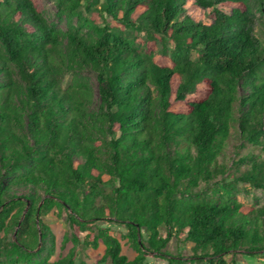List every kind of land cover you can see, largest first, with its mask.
<instances>
[{
	"label": "trees",
	"instance_id": "16d2710c",
	"mask_svg": "<svg viewBox=\"0 0 264 264\" xmlns=\"http://www.w3.org/2000/svg\"><path fill=\"white\" fill-rule=\"evenodd\" d=\"M54 1L62 14L84 1L94 36L48 25L33 0H0V264H87L79 248L99 243L100 264L264 259V206L236 197L264 192V0H193L207 23L187 0ZM52 209L71 247L32 262L39 238L53 253ZM102 224L126 229L133 259ZM180 237L189 258L166 250Z\"/></svg>",
	"mask_w": 264,
	"mask_h": 264
},
{
	"label": "rangeland",
	"instance_id": "374dc122",
	"mask_svg": "<svg viewBox=\"0 0 264 264\" xmlns=\"http://www.w3.org/2000/svg\"><path fill=\"white\" fill-rule=\"evenodd\" d=\"M249 4L253 11H255L257 7V0H248ZM35 3L37 11L42 15L45 19L46 23L57 30L61 31L62 33L67 32L70 28L77 31L78 34L82 37H93V31L90 28V19L91 14L85 11L84 1H80V8L79 11L75 14H68L69 12L66 11L65 13H59L58 5L54 0H33ZM101 2L97 5L100 8ZM185 14L192 18L196 22H203L207 23V19L205 17V11L200 9L193 0H187L184 6ZM97 15V14H96ZM97 20L100 23L99 26H102L103 17L101 14L97 15ZM134 36V35H133ZM145 40V36L143 33L136 34V42H143ZM65 47V46H64ZM171 49V46H168ZM159 49V47L157 48ZM196 55L192 56V59H195ZM86 83L89 84L91 89L93 90V101L90 106V110L96 109L97 104L99 101L98 93H97V82L94 72L91 69H85L80 71L79 73ZM76 75L75 72H66L62 77L61 86L63 89H66L70 83L71 79ZM17 82L18 79L15 78ZM21 85V83H20ZM27 120L24 121V128L23 131L27 132L26 126ZM234 146H228L226 150V158L224 162L229 161L234 156ZM254 151L253 148L247 147L240 150L241 155H245L248 152ZM4 181L7 182L10 178L13 177V173H2L1 174ZM228 182V181H227ZM105 191H109V188L106 187ZM237 200L246 205V206H264V192L256 191L251 189L248 185H238L237 193H236ZM43 223L49 228L51 234L54 237V245H53V253L48 255L49 252V243L47 241H43L39 238L37 248L35 249L34 253L36 254L32 260V262L40 263L43 261H47L48 263H53L57 261L59 258H62L66 255L67 251L71 247V244L63 243V239L65 234H67V227L64 221V213L58 214L55 209L45 213L42 216ZM101 227L108 228L110 230V234L117 238L121 245V253L126 256L129 260L133 259L136 256V252L130 247L125 235L127 233L126 229L122 226L114 225V224H102ZM164 236V234H163ZM2 235H0V238ZM8 242H11V239H8ZM192 247L191 243H187L183 240V237L178 239L173 238L169 241L166 250L172 256H181L183 258H189L192 256ZM104 247L101 243L97 249H84L79 248L78 250V258L76 262L81 260L85 261L87 264H100L99 261L103 255ZM3 261L5 259H2ZM227 261H230V258H227ZM109 264V263H104ZM144 264H167L166 261L156 259V258H147ZM183 264H204V263H191V262H184ZM237 264H264V259L258 258H250L241 256L237 258Z\"/></svg>",
	"mask_w": 264,
	"mask_h": 264
}]
</instances>
